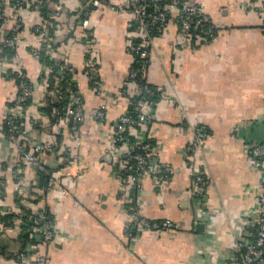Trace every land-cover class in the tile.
<instances>
[{
  "label": "crops",
  "instance_id": "1",
  "mask_svg": "<svg viewBox=\"0 0 264 264\" xmlns=\"http://www.w3.org/2000/svg\"><path fill=\"white\" fill-rule=\"evenodd\" d=\"M125 1L108 0L92 11L88 29L82 26L88 0L49 2L56 49L51 57L69 67V79L62 85L58 76L51 89L49 68L44 77L29 50L37 45L33 28L43 19L38 11L21 10L26 42L14 50L12 62L0 60V180L5 185L0 212L19 213L20 207L48 212L54 237L33 249L44 262L36 263L32 254L18 261L16 254L30 248L24 243L27 234L0 223V264H229L254 216L264 188V0H188L211 16L215 28L213 39L194 44L178 36L175 0H157L169 18L152 37L143 69L157 98L144 107L149 130L133 128L128 136L151 140L158 161L173 171L158 185L155 176L145 175L139 194L128 180L131 143L116 144L114 137V124L128 111L135 90L129 82V45L139 38L132 14L117 11ZM11 27L6 20L0 31L7 37ZM90 62L99 70L100 95L87 74ZM16 70L25 72L32 89L22 110L25 142L53 146L41 158L52 181L46 192L33 166L21 165L20 186L14 177L19 160L3 126L13 112ZM66 83L83 98L79 144L56 109L43 111L46 104L63 102L55 87ZM102 103L105 116L99 119ZM196 127L205 138L187 155ZM249 145L262 148L259 164L250 159ZM191 167L207 177L203 199L194 194ZM136 204L141 217L175 227L137 228L131 215Z\"/></svg>",
  "mask_w": 264,
  "mask_h": 264
},
{
  "label": "built area",
  "instance_id": "2",
  "mask_svg": "<svg viewBox=\"0 0 264 264\" xmlns=\"http://www.w3.org/2000/svg\"><path fill=\"white\" fill-rule=\"evenodd\" d=\"M108 4V0H89L82 18V26L85 29H88V18L91 12L99 10ZM22 6L33 11H38L42 8V1L0 0V20H2V22L10 20L12 23V30L9 34L10 37H5L3 32L0 31V60L4 62H12V59L4 54V49H16L26 42L21 35L23 29L21 21ZM175 6V19L179 38L190 42L193 40V44L200 43L204 41L205 38L207 40L214 38L215 28L212 24V18L204 13L198 5L191 3L188 0H175ZM150 8H152V12H149ZM262 8L264 10V2ZM117 11L120 13L129 12L132 14L136 31L138 32L139 43H130L129 52L131 54H138L144 62H148L152 33L162 30L166 26L169 18L165 9L157 2V0H126L123 5L118 6ZM54 31L55 26L50 22L37 24L33 28V34L37 40V45L33 47L31 46L29 50L34 58L39 59V54L41 53L47 54L50 57L56 53V49L53 48ZM85 34L88 37L91 36L89 31L85 32ZM43 70L45 69L41 66V73ZM16 71L18 85L13 100V112L8 114L5 118V123L8 127V134L5 138L8 147L16 150L17 153L19 161L14 177L17 185L20 186L23 172L21 165H30L35 167L39 172H46L41 158L46 152L52 151L53 146L52 144L40 142L28 145L25 142L24 113L22 110L24 109L23 105L26 100L31 97L32 89L25 81L27 77L24 71ZM65 72H67V69L63 66L58 67L57 75L61 80L63 79ZM87 74L91 82L97 86V93L100 95L101 83L99 82V70L94 62L88 64ZM137 79L138 71L131 68L129 71V81L135 86L133 96L136 95L137 97H140L141 100L134 104V114L127 111L122 114L114 124V137L116 144L129 142L127 136L134 126L140 128V131L143 133L149 130L151 124V117L144 110V107L147 108L148 105L152 104L151 102L148 103L146 98L152 96L154 92L146 85L140 86ZM44 80L45 78H43V81ZM60 90L66 99L65 115L62 119L67 123L71 136L76 138L77 144H79L80 126L84 120L82 108L83 98L73 84L66 83V85L61 87ZM126 91V89L123 90V93L127 94ZM105 109L106 104L102 103L97 112V117L99 119L104 118ZM204 138L205 133L200 127L194 128L193 138L186 147L187 155H192L200 149ZM134 149L135 151L132 153ZM247 150L252 162L259 164V158L262 155V148L258 145H249ZM131 153L133 164L129 169L130 173L128 180L138 194L141 190L143 177L147 174L155 176V182H157V185L169 180L170 174L173 171L172 167L169 164H163L158 161L154 154V147L151 142L140 137V139L131 143L130 154ZM69 163L70 161H68V164ZM189 174L192 178L195 196L201 199L205 198L207 189L206 175L203 172L195 170L193 167L189 169ZM51 186L52 181L50 180L48 186L44 188V191L46 192L49 190ZM4 187L5 185L3 181L0 180V194ZM30 211L31 213L29 214H22L20 219L15 222V226L17 225L18 227H21L23 224L22 216L26 215L28 220L33 224V227L30 230V238L33 242L28 244V247L30 248H28L26 252L21 251L16 254V259L18 261L23 260L29 254L34 255V248L51 243L54 237L53 221L51 217L43 210L30 209ZM0 214H2V212H0ZM131 215L134 218V223L137 228L160 230L173 229L175 227L170 221L154 222L141 217L139 215L137 204L132 208ZM33 257L36 263H42L45 261L43 256L34 255ZM229 264H264V188L258 196L254 216L247 224L243 238L238 240L235 244V254L230 258Z\"/></svg>",
  "mask_w": 264,
  "mask_h": 264
},
{
  "label": "trees",
  "instance_id": "3",
  "mask_svg": "<svg viewBox=\"0 0 264 264\" xmlns=\"http://www.w3.org/2000/svg\"><path fill=\"white\" fill-rule=\"evenodd\" d=\"M41 1H42V8H40L38 10V12L40 13L44 23H47V22L52 23L53 19L51 17V11L48 8V5H49V2H51V1L57 2L58 0H41ZM21 9H25V6H22ZM150 11L152 12V8L149 9V12ZM1 24H2V20H0V27H1ZM156 32L157 31L152 33V37L156 35ZM8 36L10 37V35H8ZM132 43L133 44H137V43H139V40L138 39H134ZM53 48H55V44L53 45ZM14 50L15 49L6 48V49H4V54H6L7 57L10 58V57H12V55L14 53ZM132 56H133V64H132L131 68H134V69H136L138 71L137 82H138V84L140 86H143V85L148 86V88L151 89L154 92L152 96L146 98L148 100V103L149 102L154 103L156 101V98H157V93H155L154 87L151 86L149 83H147L146 78H145L144 74L142 73L144 67L147 66L148 62H144L138 56V54H136V53H132ZM39 62H40V65L44 69L49 68L48 70H50V72L47 73V75H48L47 76V81H48L50 89L53 88V86H54V84H55V82L57 80V77H58L57 69H58L59 66H63L65 69H67V72H65L64 77L61 80L62 85H64V82H66L69 79V76H68L69 67L64 61H59V62L58 61H54L49 55L41 53V54H39ZM45 75H46L45 74V70H43V76L45 77ZM14 77H15V80H16V85H18V79H17V73L16 72L14 73ZM25 81L30 86L29 81H28L27 78L25 79ZM62 87H64V86H62ZM55 89H60V88L55 87ZM29 100H30V98L28 100H26V102L24 103L23 107H25V105L28 104ZM139 100H141V98L137 97L136 95L131 97L130 105H129V108H128V112H130L131 114H134V110H133L134 104L136 102H138ZM12 106H13V103H12ZM65 106H66V99L63 97V102L62 103H60L58 105L46 104V106L43 108V111H46V113L50 114L53 111V108H54L58 112L57 118H60V117L63 118L64 115H65L64 114L65 113ZM3 127H4V135L6 136L8 134V127H7L6 123H4ZM134 128L135 129H139L136 126H134ZM127 138H128L129 143L134 142L132 139L129 138V136H127ZM148 141L151 142V140H148ZM134 151H135V149L133 150L132 153H134ZM132 153L128 155L129 156L128 157L129 163H131V165L133 164V160L131 158ZM40 175H41V181L43 183L42 185L43 186L45 185L44 186V188H45V187L48 186L49 181L51 180V177H50V175L47 172H40ZM29 213H31L30 209H27V208L24 209L23 207H20V212L19 213H14L11 210H6V213H4L3 215L0 214V223L3 226L12 227L15 224V222L20 219L22 214H29ZM46 214H48L51 217L52 221H53L52 216L48 212H46ZM22 220H23V224L21 226L22 231L26 232V234H27L24 237V243L33 242L32 239L30 238V234H31L30 230L33 227V224L28 220L26 215L22 216Z\"/></svg>",
  "mask_w": 264,
  "mask_h": 264
}]
</instances>
